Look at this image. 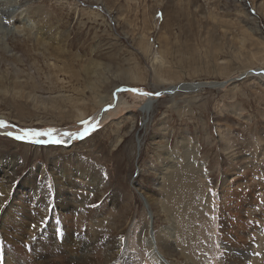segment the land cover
<instances>
[{
    "label": "rangeland",
    "instance_id": "374dc122",
    "mask_svg": "<svg viewBox=\"0 0 264 264\" xmlns=\"http://www.w3.org/2000/svg\"><path fill=\"white\" fill-rule=\"evenodd\" d=\"M257 69L264 73V0H0V120L15 131L99 125L63 144L18 141L4 135L13 128H0L6 227L51 229L54 215L40 220L37 206L55 201L52 180L67 165L73 201L61 212L75 226L70 234L100 243L123 237L117 258L101 256L98 242L89 263L150 264V239L168 264H233L229 247L250 241L262 253L264 75L241 77ZM185 83L202 87L186 91ZM132 87L162 94L113 99ZM76 162L89 166L85 179Z\"/></svg>",
    "mask_w": 264,
    "mask_h": 264
},
{
    "label": "bare ground",
    "instance_id": "6f19581e",
    "mask_svg": "<svg viewBox=\"0 0 264 264\" xmlns=\"http://www.w3.org/2000/svg\"><path fill=\"white\" fill-rule=\"evenodd\" d=\"M39 8V7H38ZM37 10V9H36ZM40 10V9H39ZM43 10V9H42ZM39 14V13H38ZM34 16V15H33ZM250 19V18H249ZM253 19V23L256 20V17H252ZM218 20V19H217ZM31 23L33 20H30ZM29 21V22H30ZM35 25V24H34ZM37 26V25H36ZM40 27V26H39ZM38 27V28H39ZM257 29L259 30L258 26H256ZM36 28V27H35ZM42 28V27H41ZM26 29V28H25ZM38 30V29H37ZM44 30V29H43ZM42 32V31H41ZM255 32V31H254ZM30 34V33H29ZM40 35V34H39ZM38 38V37H37ZM245 39V38H244ZM33 40V39H32ZM35 40V39H34ZM33 40V42H35ZM38 40V39H37ZM247 40V39H246ZM244 40V41H246ZM242 41V42H244ZM249 41V40H247ZM252 43L254 41L250 40ZM45 42V41H44ZM257 42V41H256ZM261 42V41H260ZM38 43V42H35ZM34 44V43H33ZM41 44V43H40ZM255 44V42L253 43ZM35 45V44H34ZM39 45V44H38ZM42 45V44H41ZM42 47V46H40ZM48 48V47H46ZM44 48V49H46ZM54 55V54H53ZM254 56V55H253ZM51 57V56H50ZM262 57V56H261ZM252 58V59H251ZM250 60H253L254 58L251 55ZM263 59V58H262ZM256 60V59H255ZM49 62V61H48ZM55 66V64L53 65V67ZM246 66V65H245ZM51 68V66H50ZM55 68V67H54ZM255 71H258L257 74L258 76L255 75ZM261 71L260 69L257 70H250L247 73H244L241 75V77L246 76V77H255V78H262L263 76H261V73L259 72ZM53 72V71H52ZM13 74V73H12ZM15 74V73H14ZM51 74V73H50ZM54 74V72H53ZM76 75V74H75ZM3 76V75H2ZM17 76V75H15ZM52 77V76H51ZM55 77V76H54ZM57 77V76H56ZM4 78V77H2ZM11 78V77H10ZM9 78V79H10ZM15 78V77H14ZM1 79V78H0ZM13 79V78H11ZM2 81V79H1ZM9 82V81H8ZM18 83V82H16ZM13 83L11 82L10 85H12ZM205 84H209V83H205ZM28 85V84H27ZM101 85V84H100ZM211 85V84H209ZM8 86V85H7ZM14 86V85H13ZM16 86V84H15ZM22 86H24L22 84ZM33 86V85H32ZM95 86V85H94ZM98 86V85H97ZM95 86V88L97 87ZM181 87H183L186 91H190L191 88H198V87H202V84H198V83H189V84H181ZM179 86V87H180ZM212 86H217L218 84H214ZM25 87V86H24ZM29 87V86H26ZM34 87V86H33ZM115 87V85H114ZM178 87V86H177ZM10 88V87H9ZM23 88V87H22ZM94 88V89H95ZM101 88V87H100ZM175 87H170L169 89H172ZM19 89V88H16ZM28 90V89H27ZM77 90V89H76ZM20 91V89H19ZM99 91V90H98ZM18 92V90H17ZM30 92V91H29ZM116 92V91H115ZM34 94V93H33ZM19 95V93H18ZM20 95H23L20 94ZM30 95V94H29ZM106 95V94H105ZM104 96V95H103ZM113 96V95H112ZM28 97V96H27ZM97 97V96H96ZM95 97V98H96ZM102 97V96H101ZM108 97V96H107ZM115 96H113V99ZM98 98V97H97ZM104 97H102L103 100ZM68 99V98H67ZM99 99V98H98ZM69 100V99H68ZM101 100V98H100ZM96 101V99H95ZM99 101V100H98ZM80 103V102H79ZM150 103V100H147L146 103L144 104V107H146L148 104ZM101 104V103H100ZM77 106V105H76ZM147 112H144V114ZM83 113H80L78 117H82ZM233 160V159H232ZM62 163V162H61ZM65 163V162H64ZM78 167L82 166V170L78 171L76 169V167L74 168V171H76V173H79V175H81V178H86L87 175H90L86 172L87 168L89 166H87V164H82L79 166V162H76ZM85 165V166H83ZM66 169H71L69 168L67 165H60L59 168L56 169V171L59 173L58 176H56L53 180H52V185H54V187L56 188V194L57 197H55V201L50 200L48 203V199H46V197H44V199H42L40 201V204H38V208L40 209L39 216L40 217H44V218H40V220L46 221L48 220V216L49 213L53 214L54 218L52 219V221L55 219V221L52 223V225L49 227V225H46L47 228H51L48 229L47 232L41 230V228H37L36 231H32L31 233H28L25 228L24 224L21 223H8L10 225H8V227H6L7 223L6 222V218L7 216H10L9 210L7 209L9 206H7V202L9 200L10 195H8L7 190H4V198L2 199V201L0 202V264H57V262H59L60 264H65V258L63 257V255L66 256H70L67 257V261L69 264H93L92 260L91 263H89L88 261L89 258L87 256V253H90L92 250H96V251H101L102 248L98 247V242L100 243L99 240L97 239H92L89 241H83L82 237L83 236H79L78 237H74L72 234H70V229H72L73 227H71L72 225H69L68 222H70V220L68 219V217H66V215H64L61 211L66 212L67 207H69L70 203L73 201L71 199V195L68 193V189L69 187L66 186V184L69 182L70 180V176L69 174H67ZM96 170H92V174H95ZM82 172V173H81ZM78 176V175H77ZM79 177V178H80ZM6 181H8V178L5 179ZM11 180V179H10ZM5 182V181H4ZM7 183V182H6ZM91 183V182H90ZM9 184V183H7ZM6 184V185H7ZM96 184V183H95ZM94 187L91 186V188L93 190H98L99 186L95 185ZM180 185V183L178 184ZM177 185V186H178ZM3 186V185H2ZM8 186V185H7ZM67 188V189H66ZM10 189V187H9ZM177 189V188H176ZM174 192V191H173ZM31 193V192H30ZM41 194V193H40ZM183 194V193H182ZM30 196V195H29ZM34 196V195H33ZM32 196V197H33ZM51 199V198H50ZM29 201H31L30 198H28ZM28 201V202H29ZM48 203V204H47ZM35 202H32V205H34ZM7 206V208H6ZM14 206V205H13ZM37 208V209H38ZM60 208H62V210H60ZM56 209V212H55ZM26 210V209H25ZM29 211V210H28ZM167 212V211H166ZM25 213V212H24ZM30 213V212H29ZM27 215V214H26ZM35 218L38 217V214L36 213ZM33 219V218H32ZM57 219V221H56ZM75 219V218H74ZM79 219V218H78ZM51 221V222H52ZM75 221V220H74ZM9 222V221H8ZM50 222V223H51ZM76 222V221H75ZM74 222V223H75ZM252 224V223H251ZM230 228V226H228ZM148 228V226H147ZM233 228V227H232ZM247 228V227H246ZM261 228V227H260ZM78 230L79 233L81 232L82 227H78L76 228ZM149 229V228H148ZM227 230V229H226ZM231 231V230H230ZM238 231V230H237ZM233 232V231H232ZM235 232V230H234ZM238 234V232H236ZM14 234V235H12ZM26 234H31L33 237H36L35 242H30L27 241V243L29 242L30 244L28 245H24L23 247H20L19 241L21 239H23ZM243 234V233H242ZM254 235V233H252ZM257 235L259 233H256ZM31 236V237H32ZM238 236V235H236ZM249 236V235H248ZM239 237V236H238ZM160 239V238H159ZM163 239V238H162ZM241 240H243V242L245 243L244 239L241 238ZM240 240V241H241ZM22 241V240H21ZM61 241V242H60ZM148 248L150 249V254L148 257L149 263L150 264H168L167 261H165V258H163V256L158 253V251L153 250L154 248H152V244H153V240L150 239V241H146ZM102 244V246H104L105 249V253H101V256L104 257H111L112 259L117 258V256L121 253V246H122V242L121 240H116V241H106L105 243H100ZM234 244V243H233ZM250 247L251 248H246L245 245L243 246H238L237 247H229L231 252L233 253L232 256H229V261H231L230 263L233 264H242V261H250L252 257H259L260 259L258 261H256V264H264V247H263V252L262 253H256L254 252L253 248H252V242L250 241ZM255 245V244H254ZM253 245V246H254ZM161 246L163 248V250L165 252L168 253H174V246L167 242V240L163 239V242L161 243ZM97 247V248H96ZM255 247V246H254ZM20 248H23L20 249ZM227 248V247H226ZM228 249V248H227ZM25 250V251H24ZM152 250V251H151ZM75 251L77 255L72 254ZM229 251V250H227ZM162 252V251H161ZM97 253V252H96ZM227 253V252H226ZM167 254V253H166ZM72 255H74L72 257ZM186 255L189 257L190 255L188 253H186ZM229 255V254H228ZM76 256V257H75ZM171 256V255H170ZM182 256V255H181ZM180 257V256H179ZM192 260V257H190ZM189 258V259H190ZM185 259V258H184ZM70 260V261H69ZM188 260V259H186ZM97 261L99 263V257L97 256ZM125 262V261H123ZM122 262V263H123ZM192 264H198L196 260H192L191 261ZM126 263V262H125ZM124 264V263H123ZM190 264V261H189Z\"/></svg>",
    "mask_w": 264,
    "mask_h": 264
},
{
    "label": "snow or ice",
    "instance_id": "6c2138e0",
    "mask_svg": "<svg viewBox=\"0 0 264 264\" xmlns=\"http://www.w3.org/2000/svg\"><path fill=\"white\" fill-rule=\"evenodd\" d=\"M160 18H162V14L158 13ZM5 24H8L9 21L5 20ZM264 75V73H261ZM124 91H129L132 93L140 94L146 97H151V96H160L162 93L160 91H142L141 89H138L136 87L132 88H117L116 92H113V96L116 95L118 92H124ZM82 125H84L79 132H71V131H64V132H59L57 129L54 128H48L44 130H39V129H33V128H20L18 131H15L17 128L16 125H10L6 121L0 120V128H13L14 131H8L5 132L4 135L11 137L15 140L18 141H26V142H31L35 144H63L65 143V140L62 139V137H67L70 140L75 139V140H80L84 139L85 137L91 135L93 132H95L98 128V122L97 123H90L89 121H81ZM46 137L47 139H43ZM35 228L36 225H33ZM121 240L123 237L120 238Z\"/></svg>",
    "mask_w": 264,
    "mask_h": 264
}]
</instances>
